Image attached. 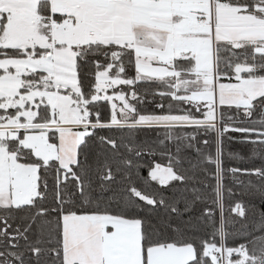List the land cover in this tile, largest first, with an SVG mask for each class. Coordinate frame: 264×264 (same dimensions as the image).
Returning a JSON list of instances; mask_svg holds the SVG:
<instances>
[{"label":"snow or ice","instance_id":"1","mask_svg":"<svg viewBox=\"0 0 264 264\" xmlns=\"http://www.w3.org/2000/svg\"><path fill=\"white\" fill-rule=\"evenodd\" d=\"M229 132L264 152V0H0V264H264V234L225 243L226 175L264 195Z\"/></svg>","mask_w":264,"mask_h":264},{"label":"trees","instance_id":"2","mask_svg":"<svg viewBox=\"0 0 264 264\" xmlns=\"http://www.w3.org/2000/svg\"><path fill=\"white\" fill-rule=\"evenodd\" d=\"M91 69L85 68V73L90 71ZM131 74V73H130ZM90 81L85 78L84 79V85L85 87L88 86ZM145 88L155 89L157 88V84L155 82L153 83H145L141 82L138 84L137 90L142 91ZM127 90V88H125ZM156 102H159L160 98L157 96ZM152 97L149 96L145 102L142 105V108L147 111H152L155 109V103L151 102ZM165 105L167 106L168 101H164ZM101 115L103 119L108 118V106L107 104L101 105ZM235 113V109L233 108L231 112H227V114L231 115ZM186 131H192L191 128L186 129ZM97 135H105V136H117L119 137L121 133L117 130H98ZM231 136L233 139L230 141L228 137ZM135 138L137 141H143V140H149L154 141L157 137V130H140L135 133ZM162 138V136L160 137ZM210 137L200 136L199 140H203ZM241 139V135L239 133H233L229 132L224 137V148H225V159H224V167H237V168H247V169H254L264 166V152L258 154V155H252V148L253 146L251 144H241L238 143V141ZM91 143V142H90ZM121 152H125V149L122 147ZM237 153L239 157H243V159L238 158H228L227 153ZM188 153L192 156L195 155L194 152L191 150H188ZM125 154H127L125 152ZM89 160H92V156H89ZM156 160L161 163H166V160L161 159L160 155L157 153L156 155H144L140 158L139 163L142 165L140 169V174L142 176H147V170L148 167L151 165L152 161ZM242 180L245 181V186H240L236 184L232 177L230 175H226L225 177V189L231 188L234 195L229 197L227 194V191H225V216L226 219H229L231 221H234V223H229L226 225V232L229 233V235L226 237L225 243L229 247L238 246L240 243H247L250 241L253 236L262 235L264 233H261L256 230L257 224L260 222V212H264V195H261L260 192L256 191L255 189L247 188V181L249 179L253 180L255 183L257 181V178L255 176L252 177H241ZM52 179L49 178V188L52 187ZM209 184H214V180H209ZM153 187H156L155 184H153ZM172 189H168V192L170 193ZM210 191V189H209ZM49 201L52 199L51 192H49ZM240 201L243 203L244 207L247 210V217L241 218L235 213L230 212V207L234 206L235 202ZM181 210L183 211L184 205H180ZM204 205L201 203H197L195 206H193L189 211L183 212L182 218L180 220L181 226H184V222H190V226L195 228L196 230L194 232H190L189 235H195L198 237H206L208 233L212 231V228L210 225H207L205 221H201L199 218L201 217V214L203 212ZM216 220L217 223L219 221V212L217 210L216 212ZM19 221H17L18 223ZM242 225H247L246 228H243ZM232 233H239V235H232ZM219 237H217V240ZM249 247L251 248V244H249Z\"/></svg>","mask_w":264,"mask_h":264}]
</instances>
